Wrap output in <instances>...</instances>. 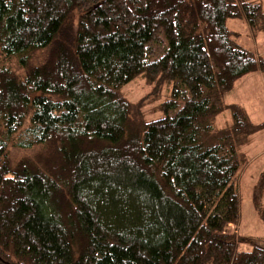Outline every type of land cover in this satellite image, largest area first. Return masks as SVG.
I'll return each instance as SVG.
<instances>
[{"label":"trees","instance_id":"16d2710c","mask_svg":"<svg viewBox=\"0 0 264 264\" xmlns=\"http://www.w3.org/2000/svg\"><path fill=\"white\" fill-rule=\"evenodd\" d=\"M229 20L264 34V0H0V264H264L237 232L264 123L223 103L264 57Z\"/></svg>","mask_w":264,"mask_h":264},{"label":"rangeland","instance_id":"374dc122","mask_svg":"<svg viewBox=\"0 0 264 264\" xmlns=\"http://www.w3.org/2000/svg\"><path fill=\"white\" fill-rule=\"evenodd\" d=\"M228 26L240 33L238 38L240 44L264 57V34L254 36L250 30H245V25L239 20H229ZM38 60L39 57H36L35 61ZM150 91L151 85L147 84L143 77H137L121 89L122 95L134 104ZM166 92L164 90L156 100L151 99L152 95L148 96L149 99L141 109L134 106L132 110L138 109L137 112L142 113V116H138L144 120L163 117L164 111L159 104L166 98ZM223 103L238 105L255 124L264 123V73L260 72V75L250 73L238 79L233 88L224 95ZM138 116L135 121L139 119ZM134 117L135 114L131 116L132 119ZM216 121L219 126L229 124L230 111L224 110L216 117ZM239 153L243 156L244 162L237 182L240 200L237 232L239 236L253 240L264 236V126L249 136L248 141L239 148ZM26 154L31 152L18 150L14 151L12 156L16 159ZM245 245L243 247L247 249L251 247L249 243Z\"/></svg>","mask_w":264,"mask_h":264},{"label":"crops","instance_id":"0c3cea01","mask_svg":"<svg viewBox=\"0 0 264 264\" xmlns=\"http://www.w3.org/2000/svg\"><path fill=\"white\" fill-rule=\"evenodd\" d=\"M258 75H260V72H258Z\"/></svg>","mask_w":264,"mask_h":264}]
</instances>
